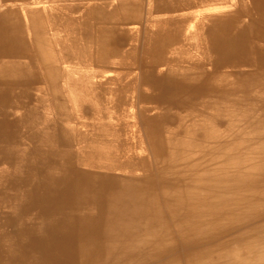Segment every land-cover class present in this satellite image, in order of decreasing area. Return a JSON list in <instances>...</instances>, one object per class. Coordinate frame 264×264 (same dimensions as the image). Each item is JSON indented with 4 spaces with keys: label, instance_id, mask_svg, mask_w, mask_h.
I'll return each mask as SVG.
<instances>
[{
    "label": "bare ground",
    "instance_id": "bare-ground-1",
    "mask_svg": "<svg viewBox=\"0 0 264 264\" xmlns=\"http://www.w3.org/2000/svg\"><path fill=\"white\" fill-rule=\"evenodd\" d=\"M152 1L0 0V264H264V0Z\"/></svg>",
    "mask_w": 264,
    "mask_h": 264
},
{
    "label": "rangeland",
    "instance_id": "rangeland-1",
    "mask_svg": "<svg viewBox=\"0 0 264 264\" xmlns=\"http://www.w3.org/2000/svg\"><path fill=\"white\" fill-rule=\"evenodd\" d=\"M128 2V0H125V3H127ZM136 2V1H135ZM153 1L152 0H143V2H141V4H142V13H143V20H145L146 18H147V16H146V12H147V8H148V6L152 3ZM216 3V4H218V3H220V6H224V7H228L230 4H232L233 2H232V0H216V1H213V3ZM43 4L42 3H37V2H35V1H30V4L29 5H27L29 8H31V9H39V7H41ZM68 5H69V2H68ZM205 5V4H204ZM203 5V6H204ZM201 8H203V7H200L199 9H201ZM225 9V8H224ZM186 10H184L183 11V13L185 12ZM192 12V11H191ZM75 21L77 22L78 21V18L77 19H75ZM194 22H196V21H194ZM196 24V26H197V23H195ZM195 24H194V27H195ZM188 26H193L192 25V23H191V25H188ZM142 33H143V31H142ZM136 43H137V45H138V47H139V50H138V55L137 56H135V57H133V67L136 65V67H137V75H136V84H139V82H140V76H141V70H140V66H141V61H142V52L144 51V49H145V47H146V43H147V41L144 39V37H143V34L140 36V38H138L137 40H136ZM188 45H190V44H188ZM195 54H197V51H195V50H191V51H184V52H182L181 54H180V57L181 58H183V59H185V61L187 60V58L189 57V56H192V55H195ZM136 59H137V61H136ZM55 68L56 69H58V68H60V67H58V66H55ZM75 85H78V83H74ZM72 85H73V83H72ZM84 85H85V83H84ZM88 86H89V84H87L86 85V87H85V89H89L88 88ZM60 88H61V84H60V86H59ZM62 89V88H61ZM84 89V90H85ZM130 98V99H129ZM128 99H129V102L127 101V103L126 104H124L123 106H121V108L119 109V111H118V113H117V117H119V115H120V119L121 120H119V119H117V118H110V117H107V118H105L107 121H108V123L110 122V121H112V120H119V123L122 125V127H123V129L126 131V134L127 135H134V134H136L135 133V127H133V124L136 122L135 121V116H136V113H135V110H137L138 109V104H137V102H136V99H134V96H132L131 97V95H130V97H129ZM83 102H94V100L90 97V98H86V99H81ZM93 100V101H92ZM131 101V102H130ZM132 102H133V104H132ZM136 103V104H135ZM129 104V105H128ZM131 105V106H130ZM123 108H124V110H123ZM127 111H126V110ZM85 112H86V109H85V107H83V108H81V109H79V112L77 113V115H74V117H72L73 118V121L74 122H76L77 120H81L82 121V119L83 118H85L84 116H85ZM131 114V115H130ZM125 115V116H124ZM130 116H131V118H130ZM122 118H124V119H122ZM130 118V119H129ZM258 119H263L264 120V116H261L260 118H258ZM127 120V121H126ZM134 120V121H133ZM122 121V122H121ZM82 124H83V122H82ZM255 133H262V134H264V121H255ZM244 126V125H243ZM245 127V126H244ZM244 127H243V129H244ZM246 133V132H245ZM259 136V138H261V141H264V135H258ZM260 141V142H261ZM262 144H264V143H262ZM147 147V146H146ZM145 147V148H146ZM258 155H260V158L261 157H264V153H263V150H261V152H258L257 153ZM36 157L35 156H33V159H35ZM264 161H262V163H263ZM150 165H152V161L150 160ZM23 169V168H22ZM22 175H23V177L25 178L26 176H24V175H27L28 177H30L29 178V181H28V179H27V182L28 183H30V185L29 186H25L24 185V180L25 179H23L22 180V183L18 186V189H17V193H19V194H24V196H22V197H25V198H32L33 196H35V195H37V194H43V195H48V188L49 187H47L46 185H44L43 183H47V181L42 177V176H38V174L37 173H35L34 172V174L32 175L31 173H26V174H24V171H22ZM56 212H58L57 211V209H53L52 210V213H51V215H47V216H44V217H42L43 219H38V221L41 223V224H44V222L45 223H47V224H49L54 218H55V214H56ZM58 213H60V214H62L61 212H58ZM63 215V214H62ZM19 216H24L23 214H21L20 213V215ZM24 217H26V216H24ZM66 216H64L63 215V218L62 219H60V223H59V226H58V228H61L62 227V223L64 222V218H65ZM30 218H35V217H30ZM1 236V235H0Z\"/></svg>",
    "mask_w": 264,
    "mask_h": 264
},
{
    "label": "crops",
    "instance_id": "crops-1",
    "mask_svg": "<svg viewBox=\"0 0 264 264\" xmlns=\"http://www.w3.org/2000/svg\"><path fill=\"white\" fill-rule=\"evenodd\" d=\"M47 3V2H46ZM46 3H42L43 5L41 6V7H39V9H33V10H38V11H42V10H46V9H48L47 7L48 6H51V5H48V4H46ZM48 5V6H47ZM113 5H115V4H113V3H109V5H103V6H97V5H89L87 8L88 9H85V10H88L89 12H91V13H94L98 8H100L101 9V11L103 10V12L106 14V12H108V15L106 14V16H108V17H110V13H109V10H112V8H114L115 6H113ZM46 6V7H45ZM102 7V8H101ZM113 20L115 21V22H118L117 21V18H116V16H113ZM88 23V24H87ZM86 23V25H85V27L83 28V30L80 32V31H78V34H80V33H86L89 37H92V36H96V34H103V35H106V34H109L110 36H116V35H118V34H122L124 31L126 32V33H129V34H133V32L135 31V32H138V30H139V24H128V23H125V25L123 24V25H121V28L122 29H120V30H116L117 29V27L116 26H118L117 24H115L114 25V27H113V29L114 30H112L111 28H107V27H103V29L101 30V31H98V29H96L95 27H94V24H93V21L92 20H90V21H88ZM85 30V31H84ZM87 30H88V32H87ZM94 30V31H93ZM124 30V31H123ZM98 31V32H97ZM115 31V32H114ZM123 31V32H122ZM80 32V33H79ZM106 32H108V33H106ZM114 36V37H115ZM126 41V40H125ZM127 41H129V39L127 40ZM131 48V49H130ZM132 51V46L131 47H129V51ZM133 56V54L131 53V57ZM136 61H137V59H136ZM102 78V77H101ZM103 79V78H102ZM94 81V80H93ZM95 82V81H94Z\"/></svg>",
    "mask_w": 264,
    "mask_h": 264
}]
</instances>
